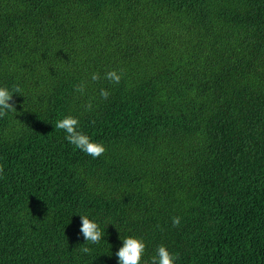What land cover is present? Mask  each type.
I'll list each match as a JSON object with an SVG mask.
<instances>
[{"label": "trees", "instance_id": "1", "mask_svg": "<svg viewBox=\"0 0 264 264\" xmlns=\"http://www.w3.org/2000/svg\"><path fill=\"white\" fill-rule=\"evenodd\" d=\"M15 86L0 264H118L127 236L141 264L161 244L174 264H264V0H0V87ZM65 115L103 155L66 140Z\"/></svg>", "mask_w": 264, "mask_h": 264}, {"label": "clouds", "instance_id": "2", "mask_svg": "<svg viewBox=\"0 0 264 264\" xmlns=\"http://www.w3.org/2000/svg\"><path fill=\"white\" fill-rule=\"evenodd\" d=\"M121 75L122 74L118 73L116 70H109L104 73L103 78L115 85L119 84ZM100 79L101 77L98 73L91 74L92 81L95 82ZM85 89L86 84L84 82L74 86V91L81 95L84 94ZM13 93L20 94L21 88L15 86L12 90H9L7 87H0V118L5 117L10 111H16L14 104L11 102L13 100ZM99 95L103 99H107L110 92L105 88H101ZM85 107L87 110H91V102L86 104ZM55 128L63 130L66 134L65 138L70 144L93 158L100 157L106 151L103 144L91 140L87 134L79 130V120L72 115H65L61 119H58L55 122ZM3 172V166L0 165V178H3ZM80 219V233H82L84 241L98 244L103 236L98 223L94 222L86 215H80ZM172 225L173 227H178L180 225V217H172ZM121 239L123 241L122 246L119 247L116 252L118 264H141V257L145 251V243L143 240L133 236H127ZM81 251L83 253H89L91 249L85 246ZM177 258V256L168 251L166 246L161 244L157 246L155 255L151 257L150 264H174Z\"/></svg>", "mask_w": 264, "mask_h": 264}]
</instances>
